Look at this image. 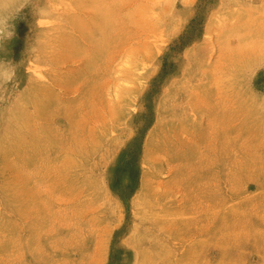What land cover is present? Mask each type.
I'll list each match as a JSON object with an SVG mask.
<instances>
[{"label":"rangeland","instance_id":"374dc122","mask_svg":"<svg viewBox=\"0 0 264 264\" xmlns=\"http://www.w3.org/2000/svg\"><path fill=\"white\" fill-rule=\"evenodd\" d=\"M0 264H264V0H0Z\"/></svg>","mask_w":264,"mask_h":264}]
</instances>
